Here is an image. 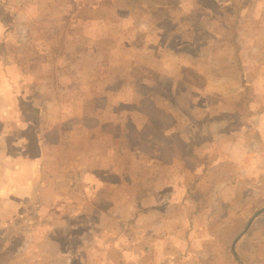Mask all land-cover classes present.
Here are the masks:
<instances>
[{
    "label": "crops",
    "instance_id": "0c3cea01",
    "mask_svg": "<svg viewBox=\"0 0 264 264\" xmlns=\"http://www.w3.org/2000/svg\"><path fill=\"white\" fill-rule=\"evenodd\" d=\"M106 1L0 0L2 242L42 240L36 264H264V207L244 214L264 205V0L191 29L189 0L115 24ZM46 222L52 243L28 231Z\"/></svg>",
    "mask_w": 264,
    "mask_h": 264
},
{
    "label": "rangeland",
    "instance_id": "374dc122",
    "mask_svg": "<svg viewBox=\"0 0 264 264\" xmlns=\"http://www.w3.org/2000/svg\"><path fill=\"white\" fill-rule=\"evenodd\" d=\"M58 1H60L59 4L68 5V6H75V5L76 6H83V3H87V4H93V3H95V7H99V6L101 7V6H103L107 2L106 0H83L85 2H80L78 0H76V2L73 1V0H58ZM240 1L243 2V0H238V2H240ZM108 2H109V4H112L111 6H113L112 9L110 10L111 13H112L111 14L112 17L109 16V23L110 24H115L116 21L114 19H116L117 16L122 17V15H120V14H123L124 15V12L122 10H125V12L126 11L127 12H131L132 9H133V7H134V5L137 4V2L138 3L141 2L146 7H148L149 4L150 5H154L156 8L157 7H160V8H167L168 7V2H166L165 0H108ZM219 2L221 4H224L225 5V6L224 5H221V7H222L221 8L222 9V12H221L222 13V17H219V16L218 17L217 16L214 17V15L212 14V7L214 5H216V3L213 4V1L212 0H189V7L188 8H189V11L190 10L193 11L192 19H190L189 22H182V21L178 20L181 17H178V19L172 20V25L173 26H178V27L181 26V25H183L184 27L191 29V28H194V25H196L197 22H199V23L200 22H204L203 24H205V25L206 24H210L212 22L213 26H214V24L220 25V23H221L222 24L221 26H227V25H229V22L237 21L238 16L236 15V12L232 14L233 11H231V8H233V7L230 5V1L229 0H220ZM47 3H46V6H52V4L47 5ZM87 4H85V5H87ZM123 4H125L127 6H124ZM234 5H236V4H234ZM117 6H120L119 11L116 8ZM209 7H211V8H209ZM159 13L160 12H157L156 13V14H158V16L155 18L157 20L154 19V22H156V21L157 22H163V24L167 25V26L164 25L165 27H169L170 26L169 25L170 24V20L168 18H165L163 15H159ZM159 16L163 20H160L159 21L158 20V19H160ZM183 16H185V14L182 15V17ZM136 18H130L129 19L130 20V23L132 22L133 19H135L137 21L138 18H139V16H137ZM113 20H114V22H113ZM147 20H148V17H146V21ZM181 32H184V29L183 28H181ZM223 33H224V35H221L220 36L221 38H218L217 40H220L221 42H224V40L222 38L223 37L224 38H228L229 37V32H226L225 31ZM213 34H214L213 27L212 28L209 27L206 30V32H203L202 31L201 33H199V35H198L197 38L199 40H203L204 42H206L208 44H212V40H213V37H214ZM176 35L178 36L177 38L180 39V37H181L180 36L181 35L180 31ZM160 45H163V44H160ZM33 80L35 81V79H33ZM63 81L66 82L65 83L66 85L69 83V80L68 79H63ZM227 85H229V84L226 81H224V82L221 83V86H227ZM34 102L36 103V100ZM260 118H261V120H263V117L262 116ZM202 158H203L202 159L203 161L204 160L205 161L210 160L208 155H205ZM187 161L189 162L188 165L191 166V167H197L199 165L203 166V164H198L199 161H196L194 159H187ZM197 176H198V178L200 180H202V179H206V177L208 175L206 176V174L204 175V173H202L200 175L198 174ZM252 177H253V180H251ZM259 178H261V176H256V175L249 176V182L250 183L248 182V184L249 185H253L254 183L259 184V181H260V180H258ZM262 178L264 180V176ZM231 180L236 181L237 178L236 177H233ZM260 182H262L260 184H264L263 181H260ZM218 192H215V193H218ZM258 192L259 191H254V189H253L252 193H250V195L247 197V200L250 202V199L257 198V196L255 197V194H258ZM240 195H241V193H238L237 197H240ZM244 196L243 197H240V198L244 199ZM262 207H264V205L259 204L258 207H254L253 206L252 208H250V210L248 212H245L244 213L245 216H246V218L248 216H250V215L254 216L256 214V212H258L259 210L263 209ZM247 209H248V207L245 210H247ZM223 211H226L227 212L228 209L225 208V209H223ZM231 216H232V214H231ZM242 221L245 222V220H242L241 219V222ZM261 223H262L261 220H259L257 223L255 222L253 228H257L258 226L262 225ZM170 225H171V223H170ZM126 226H128V225H126ZM52 227H53L52 226V223L46 222V223L41 224V226H39V224H38V227L36 228V230H33L32 231L31 230L32 227H31V229L28 230V231H30L32 233H35V234H38L40 238H42V234L44 235L43 236L44 238H51L50 237V233L52 231ZM27 229H28V227L27 226H24V229H23V227H21L18 230H20V233H24ZM39 240L40 239H32V238L31 239H28V241L23 246H20V240H18V239H15V240H7L6 243L2 242L0 244V264H36V261H32V263H29V261H30L31 258H33L37 254H39L37 252H38V250L40 248H42L41 245H38ZM47 241H50V243H52L53 240L47 239ZM41 242H42V240H40L39 243H41ZM48 246H49V244H48ZM33 247H35V248L33 249ZM20 249L23 252H19ZM7 251H10V252L16 253V254H14V255L13 254L12 255H8L7 254ZM21 254H24V256L21 257ZM11 256H12V259H11ZM39 257L40 258H43V261H45V258L46 257H41L40 255H39ZM22 259H23V261H21ZM46 260H51V259H50V257H47ZM230 260H232V257L231 256H229V257L228 256H224L223 253H222L220 264H228V261H230ZM74 264H76L75 263V259H74ZM93 264H98V262L95 260L93 262Z\"/></svg>",
    "mask_w": 264,
    "mask_h": 264
},
{
    "label": "trees",
    "instance_id": "16d2710c",
    "mask_svg": "<svg viewBox=\"0 0 264 264\" xmlns=\"http://www.w3.org/2000/svg\"><path fill=\"white\" fill-rule=\"evenodd\" d=\"M185 14V13H184ZM192 14H193V11L192 10H190V11H188V13L187 14H185V16H183V17H181V18H179L178 20H180V21H182V22H189L190 21V19H192ZM196 159H199V158H196ZM38 225V224H37ZM1 229V228H0ZM0 233H1V230H0ZM54 233L56 234V232L55 231H51V233H50V239H52L53 238V236H54ZM44 235L42 234V237H43ZM53 240V239H52ZM3 241V239H1L0 238V243Z\"/></svg>",
    "mask_w": 264,
    "mask_h": 264
}]
</instances>
